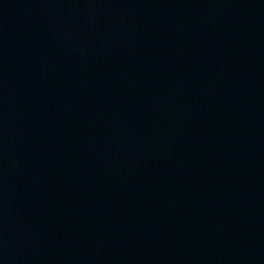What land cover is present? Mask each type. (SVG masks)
Returning a JSON list of instances; mask_svg holds the SVG:
<instances>
[{
  "label": "water",
  "instance_id": "obj_1",
  "mask_svg": "<svg viewBox=\"0 0 264 264\" xmlns=\"http://www.w3.org/2000/svg\"><path fill=\"white\" fill-rule=\"evenodd\" d=\"M264 206V0H0V250Z\"/></svg>",
  "mask_w": 264,
  "mask_h": 264
}]
</instances>
